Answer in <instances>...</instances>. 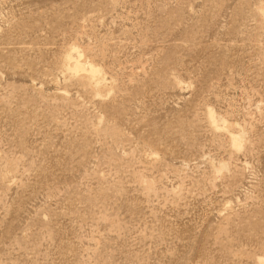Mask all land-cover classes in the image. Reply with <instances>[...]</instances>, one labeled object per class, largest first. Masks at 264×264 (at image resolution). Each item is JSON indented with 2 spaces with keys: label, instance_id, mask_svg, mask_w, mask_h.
<instances>
[{
  "label": "rangeland",
  "instance_id": "rangeland-1",
  "mask_svg": "<svg viewBox=\"0 0 264 264\" xmlns=\"http://www.w3.org/2000/svg\"><path fill=\"white\" fill-rule=\"evenodd\" d=\"M261 261L264 0H0V264Z\"/></svg>",
  "mask_w": 264,
  "mask_h": 264
},
{
  "label": "bare ground",
  "instance_id": "bare-ground-1",
  "mask_svg": "<svg viewBox=\"0 0 264 264\" xmlns=\"http://www.w3.org/2000/svg\"><path fill=\"white\" fill-rule=\"evenodd\" d=\"M76 56L75 59H73L70 54H67L65 58V66L67 67L69 72L71 71L73 72V74H76L79 78H81L80 80H84V82L87 81L90 84H94V89L97 91L100 87L99 81L102 80L101 73L93 65L85 67V65L81 61V56L79 58L77 57L78 59H76ZM210 123L214 128H217L218 125L215 123L212 116H210ZM231 140L233 148L235 150H240L242 147V139L240 137L234 136ZM259 264H263L262 261L259 262Z\"/></svg>",
  "mask_w": 264,
  "mask_h": 264
}]
</instances>
